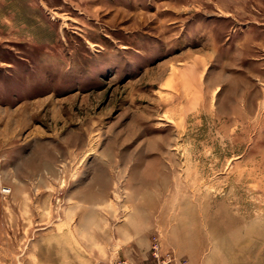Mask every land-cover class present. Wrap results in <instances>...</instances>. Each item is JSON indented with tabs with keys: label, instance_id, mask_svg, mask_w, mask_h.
<instances>
[{
	"label": "rangeland",
	"instance_id": "1",
	"mask_svg": "<svg viewBox=\"0 0 264 264\" xmlns=\"http://www.w3.org/2000/svg\"><path fill=\"white\" fill-rule=\"evenodd\" d=\"M0 264H264V0H0Z\"/></svg>",
	"mask_w": 264,
	"mask_h": 264
},
{
	"label": "built area",
	"instance_id": "2",
	"mask_svg": "<svg viewBox=\"0 0 264 264\" xmlns=\"http://www.w3.org/2000/svg\"><path fill=\"white\" fill-rule=\"evenodd\" d=\"M1 192L3 195H6L8 193L7 189H5V188H3Z\"/></svg>",
	"mask_w": 264,
	"mask_h": 264
}]
</instances>
